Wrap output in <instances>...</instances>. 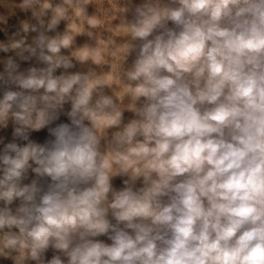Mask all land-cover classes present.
Here are the masks:
<instances>
[{"label": "clouds", "instance_id": "9594fccd", "mask_svg": "<svg viewBox=\"0 0 264 264\" xmlns=\"http://www.w3.org/2000/svg\"><path fill=\"white\" fill-rule=\"evenodd\" d=\"M0 7V257L264 264V0Z\"/></svg>", "mask_w": 264, "mask_h": 264}, {"label": "rangeland", "instance_id": "374dc122", "mask_svg": "<svg viewBox=\"0 0 264 264\" xmlns=\"http://www.w3.org/2000/svg\"><path fill=\"white\" fill-rule=\"evenodd\" d=\"M16 2L18 3L19 0H16ZM141 2H142V0H133V4H139ZM94 11H95L94 6L90 5L88 7L89 14H92ZM0 15H4L8 19L7 25L0 23V40H5L7 38L5 33H7V35H10L12 31H15L16 28L19 27V22L23 19L28 18V16H30V13H28L26 15L25 13L20 12L19 9H16L14 11V14H10L9 10L0 7ZM63 28H64V23L62 22L61 25L59 26L58 30L63 31ZM85 42H91V41H89L86 36H78L77 37V45H82ZM4 55L5 54L0 53V57H2ZM32 63H34V61ZM28 66H29V62H22L21 63L22 69L27 68ZM0 70H2V66H0ZM77 70L83 71V70H86V68H81L80 65H77V67L75 69H72L70 71H77ZM105 70H107V69H105ZM131 118H133L132 114L126 112L125 113V121L127 122V120H129ZM61 120L67 122V118L64 116L61 117ZM11 131H12L11 126L8 129H0V136L6 137L7 140H11ZM45 136H46V131H42L40 133H34L33 134V138L38 139V140H43L45 138ZM114 186H116L118 188L122 186L121 178H116L114 180ZM101 239L106 240V238H104V237H102ZM46 255H47V258L50 259L51 256L53 255V253L50 250ZM0 264H12V261L10 259H4L3 257H0Z\"/></svg>", "mask_w": 264, "mask_h": 264}]
</instances>
